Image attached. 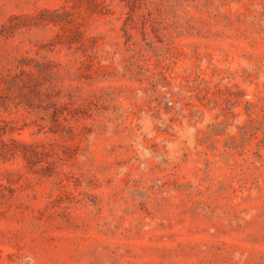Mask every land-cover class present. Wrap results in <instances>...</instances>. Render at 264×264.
<instances>
[{
	"label": "rangeland",
	"instance_id": "374dc122",
	"mask_svg": "<svg viewBox=\"0 0 264 264\" xmlns=\"http://www.w3.org/2000/svg\"><path fill=\"white\" fill-rule=\"evenodd\" d=\"M0 264H264V0H0Z\"/></svg>",
	"mask_w": 264,
	"mask_h": 264
}]
</instances>
